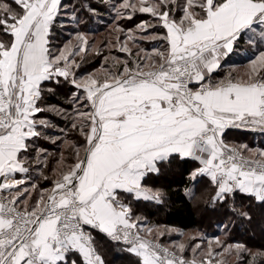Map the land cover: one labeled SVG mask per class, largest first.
<instances>
[{
    "label": "snow or ice",
    "instance_id": "6c2138e0",
    "mask_svg": "<svg viewBox=\"0 0 264 264\" xmlns=\"http://www.w3.org/2000/svg\"><path fill=\"white\" fill-rule=\"evenodd\" d=\"M257 227L264 0H0V264H264Z\"/></svg>",
    "mask_w": 264,
    "mask_h": 264
},
{
    "label": "trees",
    "instance_id": "16d2710c",
    "mask_svg": "<svg viewBox=\"0 0 264 264\" xmlns=\"http://www.w3.org/2000/svg\"><path fill=\"white\" fill-rule=\"evenodd\" d=\"M249 139L251 140L252 138L249 137ZM258 139V138H257ZM173 215L168 216V217H164V220L166 222H170V223H174L178 226H185L187 225L190 229L194 227L193 225V221L196 220V217L190 216L188 211H187V206L181 208L179 206H177L176 208L173 209ZM206 222L208 224V221H204L202 227L205 231L210 232L212 231V229L214 228L213 226H209V224L207 225V227H204L206 225ZM234 236L236 239H242V240H246V238L248 237L249 240H255V236H258V239H264V235L261 234V230L260 228H256L254 234L252 232H249L247 235H241L239 232H235ZM263 236V237H261Z\"/></svg>",
    "mask_w": 264,
    "mask_h": 264
},
{
    "label": "rangeland",
    "instance_id": "374dc122",
    "mask_svg": "<svg viewBox=\"0 0 264 264\" xmlns=\"http://www.w3.org/2000/svg\"><path fill=\"white\" fill-rule=\"evenodd\" d=\"M207 225L208 224L206 222V225L204 227H207ZM207 233L210 236L213 235V234L221 235V238H223L222 231L218 232L215 227L212 229V231L207 232ZM261 237H263V236H261ZM246 240L249 243V246L252 247L254 250H259L261 248H264V239H258V236H255V240H249L248 237L246 238ZM230 264H235V258H232L230 260ZM257 264H260V260L259 259L257 261Z\"/></svg>",
    "mask_w": 264,
    "mask_h": 264
}]
</instances>
